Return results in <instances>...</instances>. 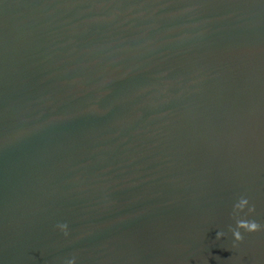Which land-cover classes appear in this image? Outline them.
Listing matches in <instances>:
<instances>
[{"label": "water", "instance_id": "1", "mask_svg": "<svg viewBox=\"0 0 264 264\" xmlns=\"http://www.w3.org/2000/svg\"><path fill=\"white\" fill-rule=\"evenodd\" d=\"M72 258L264 264V0H0V264Z\"/></svg>", "mask_w": 264, "mask_h": 264}, {"label": "clouds", "instance_id": "2", "mask_svg": "<svg viewBox=\"0 0 264 264\" xmlns=\"http://www.w3.org/2000/svg\"><path fill=\"white\" fill-rule=\"evenodd\" d=\"M241 210H242V209L239 207V203H237V204L234 205V208H233V212H234V213H235V212H239V211H241ZM249 210H250V209H249ZM239 225H240V221H237V223H236V229H239ZM56 228H57L60 232L64 233V235H67V234H68V225H67L66 223H60V224H57V225H56ZM232 235H233V239H234L235 241H239V240H241V238H242L239 230H234V231L232 232ZM222 236H223V233L217 231V233H216V238H217V239H220ZM66 264H76V260H75V258H72V259L67 260V261H66Z\"/></svg>", "mask_w": 264, "mask_h": 264}]
</instances>
